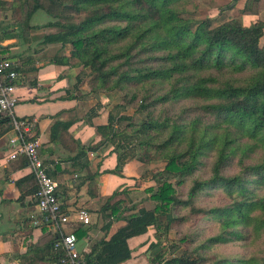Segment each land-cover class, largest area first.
Returning <instances> with one entry per match:
<instances>
[{"label":"trees","instance_id":"16d2710c","mask_svg":"<svg viewBox=\"0 0 264 264\" xmlns=\"http://www.w3.org/2000/svg\"><path fill=\"white\" fill-rule=\"evenodd\" d=\"M197 1L0 0V9H11L25 29L39 11L51 17L45 28L56 33L48 34L44 44L69 49L53 63L80 70L76 88L87 86L89 95L119 92L123 102L115 110L132 108L145 115L142 120L116 117L113 110L108 123L98 127L103 140L97 149L114 144L121 166L129 160L165 164L143 177L157 185L149 189L153 209L111 204L120 191L108 199L101 208L111 213L107 235L91 240L89 253L80 252L81 264H124L133 254L130 240L150 230L156 232L151 245L156 264H204V253L216 246L264 239V23L246 27L238 20L220 25L211 18L195 21L188 14ZM263 9L264 0H247L243 13L255 16ZM0 122L10 127L9 118ZM74 123L56 121L50 142L86 157L95 148L75 139L70 133ZM15 161L28 166L24 157ZM89 166L86 162L82 169ZM99 176L88 174L92 198L99 197ZM17 186L20 201L39 190L33 174ZM216 193L224 205L203 204ZM183 211L199 223L210 222L205 233L218 232L201 245L186 236L191 252L168 257L164 238L186 221L179 216ZM114 219L124 225L109 237ZM73 229L78 238L89 231ZM58 241L42 239L31 254L36 261L63 264L66 252L56 249ZM224 263L264 264V257Z\"/></svg>","mask_w":264,"mask_h":264},{"label":"crops","instance_id":"0c3cea01","mask_svg":"<svg viewBox=\"0 0 264 264\" xmlns=\"http://www.w3.org/2000/svg\"><path fill=\"white\" fill-rule=\"evenodd\" d=\"M246 1H241L242 11ZM7 12L6 17L8 14L10 18L9 28L6 32L0 33V58L10 59L18 65L19 104L15 115L18 118H33L36 121V136L42 144L41 154L49 175L58 185L57 192L63 210L71 216L75 228L84 231L89 229L86 236L78 238L79 251L89 253L91 240L107 235L104 228L111 213L109 211L102 213L103 205L115 192L120 191L123 193L110 203L122 202L125 207L134 208L137 204L128 201V198L131 200L134 193L143 190L144 186L140 187L141 180L144 181L145 173L151 172V166L133 170L130 166L136 162L135 160L126 161L121 167L108 164L115 155L114 147H109L110 143H105L99 149L96 148L103 140L98 127L108 123L109 114L112 112L107 108V112L104 113V106L110 107V101L106 102L108 97L89 95L87 87L76 88V76L80 70H71L53 63L57 55L68 54L69 49L64 50L59 44H44L48 34L56 33L53 29L45 28L52 21L49 15L43 11L37 12L30 21V28L25 29L13 19L11 9ZM252 17L254 18L251 24L264 23V9ZM2 119L0 115V121ZM73 120L75 123L70 127V133L82 146L95 148L94 151H88L86 157L78 158L77 153L69 152L60 144L50 142L51 127L56 121ZM12 136L13 131L9 125L0 122V264H56L48 260L36 261L35 256L31 254L42 239L44 242H51L60 240L61 236L59 229L43 222L35 195H29L20 201L21 192L17 182L33 173L30 167H21L20 163L9 159ZM86 162H89L90 166L82 169ZM89 173L100 174L98 198L89 195L87 180ZM124 174L129 176L127 178L131 180V185L115 191L111 187L113 179H120ZM146 178L148 183L142 184H149L148 190L157 186L150 176ZM82 207L90 214L89 225L80 222L76 216ZM153 207L147 204L138 206L137 209ZM114 221L108 232L109 237L124 225L123 221L115 219ZM70 231L74 229L71 228L68 232ZM136 238L140 240L132 244V240ZM136 238L129 242L133 251L132 258L124 264H156L155 252L151 247L156 242V232L150 230L148 234ZM164 245L163 250L167 252L166 244Z\"/></svg>","mask_w":264,"mask_h":264},{"label":"rangeland","instance_id":"374dc122","mask_svg":"<svg viewBox=\"0 0 264 264\" xmlns=\"http://www.w3.org/2000/svg\"><path fill=\"white\" fill-rule=\"evenodd\" d=\"M242 0H198L197 4L191 8H189V14L188 17L194 19L195 21L203 20L206 18H211L214 20L215 25H220L222 23L228 22L230 20H238L240 21L244 26L251 27L253 24H251L254 17L252 15H246L242 11L243 4L241 3ZM234 2H237V4L234 5ZM224 8H227L224 10ZM4 10V18L2 20V25L0 27V33L2 31H5L9 28V15L6 17L7 10ZM8 13V12H7ZM261 46H264V37L261 40ZM87 87V86H84ZM107 96L108 100L106 102L110 101V107L104 106L105 110L104 113L107 112V108H110L109 111H113L116 117L121 116H129L131 118H135L136 120H142L144 118V114L136 112L134 109L129 108L125 111H121V109H116L115 107L118 104H121L123 102V95L119 92H110L108 93H101L99 96ZM106 115V114H105ZM109 147H114L115 145L110 144ZM112 161H109L108 164L110 165H120V159L118 152L114 153ZM259 156H254L255 159L259 158ZM137 162V161H136ZM134 162L133 165L130 167L135 169H146L145 167L147 165H142L139 163ZM151 166V172H160L164 169L165 164L162 162L159 163H153ZM146 173L144 174V176ZM126 174L123 175L120 179H113L112 181V188L117 191L119 188L124 187L127 188V186L131 185V180H129ZM142 182H147L148 179L144 178V181L141 180L140 187H143V190L138 191V193H134L135 195L132 197L131 200L134 204V206H155V204L151 201V194L149 190L147 189L149 187V184H142ZM141 187V188H142ZM155 189V188H153ZM105 193V192H104ZM137 201L138 203H135ZM226 203V200L223 198V196L219 193L214 194L212 197H207L206 200L203 201L204 205H208L209 207H213L216 205L222 206ZM132 207V206H131ZM188 212L183 211L179 215L180 217L185 216L187 219L184 223H181L178 226H175L173 230L170 231L167 238H164V243L166 244V251L168 257H171L173 254L180 255L184 251L188 252V249L190 251V248H192L191 243L184 242L183 239L188 236L189 238L191 236H194L197 240V244L201 245L203 241L206 240V237H210L215 234V232H218V230H209L206 233L204 230L210 229L211 223L208 221H203L199 223V219L197 217H189ZM140 240L139 238H136L132 240V244ZM191 252V251H190ZM204 258L206 259V263L204 264H225L224 260H237V259H249L251 257H264V239L260 240V242L256 244H252L251 242H244L240 241L237 243H230L228 245H222V246H216L212 250L204 253ZM227 264V263H226Z\"/></svg>","mask_w":264,"mask_h":264},{"label":"built area","instance_id":"2783aa9c","mask_svg":"<svg viewBox=\"0 0 264 264\" xmlns=\"http://www.w3.org/2000/svg\"><path fill=\"white\" fill-rule=\"evenodd\" d=\"M4 12L0 9V25ZM18 65L7 58H0V115L10 119V128L13 136L10 139V160L26 158L28 167L37 181L39 190L35 194L38 207L43 215L46 225L55 226L59 229L60 240L56 249L62 248L66 252L63 264H81L80 251L78 249L79 239L72 231L74 225L71 216L63 210V205L58 196V185L49 175L48 167L42 157V144L37 138V123L35 120H18L15 111L19 104L17 91L19 89ZM76 216L83 224H91L88 210L80 208Z\"/></svg>","mask_w":264,"mask_h":264},{"label":"water","instance_id":"95a60500","mask_svg":"<svg viewBox=\"0 0 264 264\" xmlns=\"http://www.w3.org/2000/svg\"><path fill=\"white\" fill-rule=\"evenodd\" d=\"M237 4V2H234V5ZM227 9V8H224V10Z\"/></svg>","mask_w":264,"mask_h":264}]
</instances>
